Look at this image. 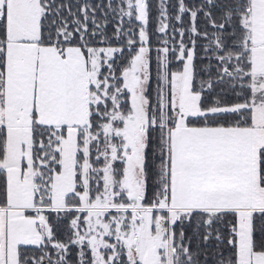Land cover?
Returning a JSON list of instances; mask_svg holds the SVG:
<instances>
[{"label":"snow or ice","instance_id":"6c2138e0","mask_svg":"<svg viewBox=\"0 0 264 264\" xmlns=\"http://www.w3.org/2000/svg\"><path fill=\"white\" fill-rule=\"evenodd\" d=\"M0 264H264V0H0Z\"/></svg>","mask_w":264,"mask_h":264}]
</instances>
